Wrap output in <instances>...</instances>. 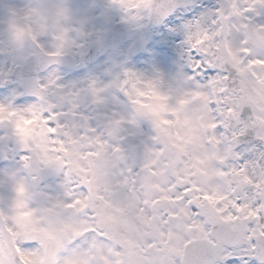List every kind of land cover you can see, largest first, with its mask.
Wrapping results in <instances>:
<instances>
[{
	"label": "rangeland",
	"instance_id": "obj_1",
	"mask_svg": "<svg viewBox=\"0 0 264 264\" xmlns=\"http://www.w3.org/2000/svg\"><path fill=\"white\" fill-rule=\"evenodd\" d=\"M220 3L221 0H199L181 11L176 17L179 24L168 19L159 27H151L146 10L133 18L110 0H0V100H11L17 106L35 101L21 98L12 72L37 52L70 54L84 65L81 71L53 68L39 77L40 84L54 76L58 84L65 86H81L90 79L103 85L124 69L148 77L157 72L163 75L156 88H132L130 108L109 103L93 111L89 108L90 92L82 89L81 112L69 109L60 113L55 141L48 136L50 130L41 113L64 103L69 99L66 95L57 93L53 100L47 94L33 106L31 115L12 114L0 108V264H15V257L24 264H46L41 243L47 238L61 247L54 264H180L185 243L211 241L210 228L191 219L186 206L167 196L170 177L189 181L194 188L199 184L211 193L207 199L200 198L209 225L224 221L246 227L243 213L239 220L231 213H221L232 204L229 194L235 193L249 204L255 201L258 193L250 187L254 181L259 182L256 188L264 191V166L252 172L248 155L246 161H239L232 150L234 137L246 130L250 136L254 133L264 137V79L249 76L241 66L239 31L225 26L222 47L213 45L217 49L214 59L221 68L230 61L237 83L233 95L229 93L224 100L237 110L249 107L254 118L234 120L235 132L224 136L212 134L207 94L191 91L182 77L190 71L183 50L184 25L202 17L190 34L207 30L210 25L203 16ZM192 8H200L201 12L185 19L184 12ZM117 22L131 23L138 31L136 36L89 62V49ZM247 38L264 41V35L256 30L247 33ZM9 80L10 86H5L4 81ZM156 89L169 93L179 103L169 105L167 97ZM213 90L219 91L215 84ZM112 92L115 89L105 95ZM112 110L148 122L139 124L140 134H122L124 151L117 150L119 138L102 120ZM83 112L92 117L98 133L105 134L103 140L89 134L87 118H81ZM18 141L32 148L27 166L20 159L27 153L14 152ZM257 147L262 149L264 160V148ZM225 162L228 171L221 172ZM32 164L50 167L55 174L35 187ZM133 165H143L136 188L125 175ZM244 178L247 182L243 183ZM73 181L86 183L88 194H79L82 198L69 206L66 201L73 195ZM218 202L223 206L217 207ZM168 206L175 209L169 213L176 219L172 226L161 221L158 211ZM86 209L93 215L89 216ZM93 224L96 231L90 232ZM24 240L38 241V247L20 251L16 244ZM223 251L224 248L220 256Z\"/></svg>",
	"mask_w": 264,
	"mask_h": 264
},
{
	"label": "snow or ice",
	"instance_id": "obj_2",
	"mask_svg": "<svg viewBox=\"0 0 264 264\" xmlns=\"http://www.w3.org/2000/svg\"><path fill=\"white\" fill-rule=\"evenodd\" d=\"M110 3L121 5L124 11L129 13L133 18H136L140 12L145 10L150 15L154 14V10H159L156 17L160 18L168 10L171 12L169 17L170 23L174 24H179L176 17L183 11L176 4L162 3L160 0H110ZM200 12V8H192L190 11L184 12V18L195 16ZM203 17L208 18V24L210 25L203 32L190 34L192 26L198 24L202 17H198L194 21H189L184 25L186 35L183 41V50L190 71L183 74L182 77L187 82L191 91L206 93L209 97L207 109L212 118V134L230 136L235 132V129L232 127L234 120L246 121L254 118V114L247 106L240 107L237 110L234 106L225 103L224 97L229 95L231 90L236 86L237 81L235 77L237 73L235 70H230L228 66L221 68L217 65L214 59L217 49L213 45L222 47V41L225 38V26L229 30L239 31L241 41L240 56L242 57L241 66L247 71L249 76L264 79V41H254L247 38V33H251L253 30L264 35V0H221V3L213 11ZM206 37H211V39L208 40ZM37 46H40L39 41H37ZM47 55L52 59H56L60 53L54 51L48 52ZM162 78L163 75L159 72L152 77H148L142 72L124 69L122 74H117L113 80L103 85L98 84L94 79H90L81 86H77L76 84L65 86L58 84L57 78L53 76L45 83L37 84L34 90L36 97L34 102L24 106H17L11 100H0V108L12 114L31 115V109L40 100L41 95L47 93L49 99L53 100L57 93L66 95L69 99L65 100L64 103L53 107L51 111L41 113L43 120L46 121L47 128L50 130L48 136L55 141L58 136L57 122L60 113L68 112L69 109H72L74 113L81 112L79 94L82 89L90 92L89 108L93 111L109 103L123 108H130L132 98L129 92L132 88L143 87L144 85L156 88V82ZM214 84L219 91L213 90ZM112 89H115V92H112L110 96H106L105 93ZM156 90L161 95L167 97L169 105L174 106L179 103V100L173 98L169 93H164L159 89ZM83 117L87 118V130L89 134L99 135L100 139L103 140L105 134L103 132L98 133L97 125L92 123V117L87 112L82 113L81 118ZM168 118L171 119V115ZM102 120L108 123L110 126L109 130L115 132L119 138V143L116 145L119 151H124L121 147L122 134H140L139 124L147 122L128 117L120 110H112L109 114L104 115ZM112 142L111 137H109L108 143L111 144ZM257 145L264 148V137H257L254 133L250 136L246 130L234 137L232 150L237 154V160L246 161V147ZM23 148L27 154L20 159L27 166L32 157V148ZM142 167L143 165L140 167L133 165L125 170V175L133 188L137 187ZM64 168L66 169L67 165H64ZM220 171H228L227 162L220 166ZM58 179L60 182L59 175ZM258 183V181H254L250 185L258 193L257 199L250 204L235 193L228 195L227 198L232 200V204L221 215L231 213L232 216L239 220L242 218L241 214L243 213V221L246 225L244 229L246 239L236 245H225L223 253L213 264H264V254L261 252V250H264V191L256 188ZM81 193L84 195L88 194V185L73 181V195L68 198L66 203L71 206L74 200L82 198L79 195ZM166 194L172 201H179L181 206H186L189 217L204 223L206 229L211 228L215 232L222 227L225 233L229 231L227 225H209L207 223V218L200 204V198L207 199L211 193L199 184L194 188L193 184L189 181H181L176 177H170L169 183L166 186ZM222 206L223 202L217 203V207ZM86 211L89 216L93 215L90 209H86ZM158 211L161 214V221L166 222L168 226H172L176 222L175 217L169 215L170 212L175 211L171 206L158 209ZM95 231V225L93 224L90 232ZM76 242L78 243L79 239ZM36 247H38V241L35 240H24L16 244V248L22 252L34 250Z\"/></svg>",
	"mask_w": 264,
	"mask_h": 264
},
{
	"label": "water",
	"instance_id": "obj_3",
	"mask_svg": "<svg viewBox=\"0 0 264 264\" xmlns=\"http://www.w3.org/2000/svg\"><path fill=\"white\" fill-rule=\"evenodd\" d=\"M196 0H160L162 3H173L179 7L188 6ZM159 10H154V14L151 16H156ZM168 10H166L160 18L156 17V21H153L154 25H157L158 21L163 20L168 15ZM134 35V31L131 29L129 25H118L115 26L110 32H108L103 41H101L97 46L91 49L90 51V61H94L97 57H99L107 46L111 49H116L121 44L132 38ZM39 62H37V56L32 57L27 60V64L23 70L18 69L16 73L18 74V79L25 82L24 89L25 95L34 94L32 91L35 90L36 83V75L39 72L37 69L50 67L54 64H57L61 67H70L74 68L72 58L69 56H58L56 59H52L50 57H43ZM36 61V62H35ZM78 69V67H76ZM25 80H30V82H26ZM44 95H41L43 98ZM18 149H23V145L19 144ZM39 180L38 182L43 181L47 177L51 175L48 170L38 171ZM223 226V224H218ZM229 231L225 233L223 228L217 229L215 232L212 230L213 237L217 241V246L221 247L223 245H236L239 244L242 240H244L243 234L241 231L231 230L228 227ZM262 254H264V250H261ZM215 250L206 244L205 242H193L189 244L184 252L182 264H210L216 259Z\"/></svg>",
	"mask_w": 264,
	"mask_h": 264
},
{
	"label": "bare ground",
	"instance_id": "obj_4",
	"mask_svg": "<svg viewBox=\"0 0 264 264\" xmlns=\"http://www.w3.org/2000/svg\"><path fill=\"white\" fill-rule=\"evenodd\" d=\"M223 67L225 66H228L229 68L231 67V64H230V61H226L223 63L222 65ZM231 95H233V90H231L230 92ZM29 102V101H28ZM1 136V134H0ZM247 155H248V159L247 161L250 163V170L253 172V171H256L257 169L259 168H262L264 165V160L262 159V155H263V152H262V149L258 148L257 146H248L247 147ZM247 169V167H246ZM245 180L243 181L244 182H247V179L244 178Z\"/></svg>",
	"mask_w": 264,
	"mask_h": 264
}]
</instances>
